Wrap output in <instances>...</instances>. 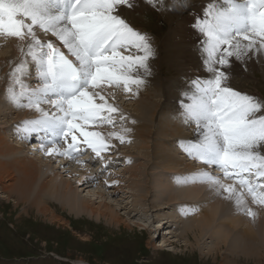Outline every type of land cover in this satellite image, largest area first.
<instances>
[{
  "label": "snow or ice",
  "instance_id": "6c2138e0",
  "mask_svg": "<svg viewBox=\"0 0 264 264\" xmlns=\"http://www.w3.org/2000/svg\"><path fill=\"white\" fill-rule=\"evenodd\" d=\"M162 2L147 0L153 5ZM135 3L0 0V35L15 37L24 45L9 73L8 99L39 113L21 122L22 131L27 136H43L42 146L61 139L67 143L63 151L49 147L46 154L80 155L78 141L97 157L108 147L100 132L88 130L97 123L114 124L113 114L119 112L101 93L105 87L138 88L144 83L141 77L150 74L149 60L154 54L147 33L134 29L122 16L121 10ZM197 27L204 37L201 58L211 75L191 80L183 93L189 101L182 104L184 115L196 128L194 138L181 141V147L193 159L221 169L225 178L246 186L253 201L264 204V183L260 182L264 180V100L228 87L222 70L230 58L253 49L254 38L264 47V0H209ZM37 28L50 32L55 41L41 40ZM243 41L248 43L242 46ZM133 48L137 55H124ZM29 64L36 72L35 88L25 82L32 74ZM45 104L48 109L42 107ZM128 131L108 135L124 142ZM181 180L208 183L228 193L227 198L235 195L238 206L244 203L242 193L211 171L200 170ZM246 211L255 216L252 209Z\"/></svg>",
  "mask_w": 264,
  "mask_h": 264
},
{
  "label": "bare ground",
  "instance_id": "6f19581e",
  "mask_svg": "<svg viewBox=\"0 0 264 264\" xmlns=\"http://www.w3.org/2000/svg\"><path fill=\"white\" fill-rule=\"evenodd\" d=\"M208 2L209 0H163L162 3H156L155 5H153L147 3V0H136L135 6L133 8L129 9L125 7L122 9V16L125 18H128V16L133 17V12L135 11L141 13H151L154 10H158L164 17L175 18L176 20L172 26L173 37L176 42L175 46L167 47L169 44H171V42L165 43L162 40L160 41V43H155L154 46L152 43V40L154 39H152L148 35L149 43L151 44L154 54L149 60L150 74L141 77L144 80V83L138 88L136 86H131V97L136 98V107H134V114H132V116L130 117L127 125V116L122 115V119L121 116H113L115 123L126 125V127H110V129L106 130V127L104 128L102 126H89L88 129L90 131L100 132L102 134L101 138L104 139L105 142L110 143H115L118 138H116L115 136H109V133H123L126 129L130 130L126 133L125 138H128V140H132V148L129 149V153L133 154L132 158L135 161L131 165V167L128 168V171L129 177L131 179L135 177V179L132 180V183L137 188V191L132 189V194L131 196H129V200L126 202L124 198H107L106 195L100 190L93 192L89 191V193L87 192L86 194H83V192H85V189L92 184H87L88 187L84 189L87 182L84 178H78L77 175H75L76 173H79V169L80 171H82L81 169H83L82 164H78L81 162H86V164H88V167L84 165L85 169L88 168L89 170H86L92 172V175L90 174L88 176H91V178H93V181H96L97 177V173L94 171L95 169L89 167L90 161H93L91 160V158L96 154L88 146L87 149H85L84 147L83 152L81 153L80 143L78 142L79 151L81 154L71 157L73 159H76L77 161L69 163L68 161L70 159H67L66 156L60 157L58 161H53L50 159V157L43 153H46L47 149L41 152L36 148L39 146V144H36L34 142H28V144L31 145L18 143L17 147H12V144L10 143V135L12 133V129L8 128V131L6 132L5 127L3 129H1L2 127H0V169L2 168V173H0V176L3 177L4 174L11 175L12 170L17 171V176L20 178L19 186H15L14 189L10 187L9 190L12 192L14 191L12 194H15L16 192L18 201H22L24 200V198H26L32 203L37 204L38 199L42 200L43 196L45 195V193H41L42 188H47V190L51 192L49 198L62 205L63 208L68 209L70 213L76 216H79L80 214H86L92 217H105L106 220L109 219V221L120 222L119 217L120 214L123 213L124 216H128L131 219V222L135 225L140 224L146 228H150L151 225L139 216V210L143 211L145 209L144 205L147 204V200L149 199L148 197L153 196L154 199L153 201H150V204H152L153 202L154 206L167 203H172V205L175 206V209L177 211H174L173 215L171 216L175 219V221H177V225H175L174 231L181 228H185L187 229V231H196L195 239L197 244H200L203 240L204 242H208L210 240L213 241L216 239L218 240V242L216 243H223L222 245H227L229 248L228 252H230L231 254L237 256L245 255L246 258L254 254L244 253L246 248L255 249L258 252L264 249V208H261V204H255L256 202L253 201L252 196L248 193L246 186L245 188H241L239 187V184L225 181L221 177L222 170L220 171L219 168L208 166V171L210 170L215 175L219 176L224 184L233 185L235 192L243 194L244 203L241 206H238L236 204L235 195H233L232 198H227L228 193L218 191L208 183L183 182L181 180V178L189 177L191 174L203 170L200 165L203 163L197 162L196 159H193L189 155V157L187 158L183 155L184 153L182 154L183 157L177 153L178 151H180V148L176 149V144H178L180 141L186 140V138L188 139V137H185L184 135L182 137L180 136L187 132L183 129L184 120H182L180 116L173 114V110L175 107H172L173 109L168 108L169 111L167 109H163L161 115H158L155 118L157 133L155 135H152L150 131V118L154 117L153 115L155 113V110L157 106H159L158 103L161 102V100L159 101V99H157L158 96L164 97V103H166L167 105L175 106V102L173 101L174 99H179L180 104H182L183 100H180L179 96L181 97L183 95V90L189 89V82L193 79L191 76L184 75V77L181 79V84L178 85L177 88L172 85L170 86V82L168 81V79L162 75V60L174 62H177L178 60V65L183 64L187 66L190 62L192 64L193 60L196 64L200 65V62H202V64L204 65L201 58L202 50L200 48L202 41L200 38H202V35L200 34L197 27V20L200 16H198V14L196 13L192 17H190L189 14L197 10L199 8V5L205 8ZM181 4H183V6H181ZM178 20H180L182 23H178ZM186 20L195 23L194 27L196 29L191 33L192 38H194V40L192 41H189L188 37L178 38L177 36L179 27H183L186 30L189 29L188 24L190 22L188 23ZM190 27H193V25L190 24ZM48 37L55 39V37L52 36ZM254 39H257V44L253 49L246 50L243 54L239 55L238 58H230L229 65L225 66L226 75L228 78H231L232 82L238 75H241V69L239 68V66L243 68L246 71L245 73L248 75H250L251 73L256 74L257 72H259L264 77V47H260L259 38ZM167 40L169 41V37ZM3 43V49L0 48V93L1 91H3L0 96L2 97V99L0 100V106L3 108L2 110L5 109L4 111L7 115H9V111H7L6 109L7 107L16 109L14 112V114H16V121L18 120L22 122V118L25 117H37L39 116V113L34 109H30L28 107L22 109L23 107L16 106L8 99L6 88L10 83L6 87V82H4L1 76L2 74L4 75V73H7V69L9 68L10 64H16L19 58H21L20 49L24 45L19 39L15 37H12L11 40H0V47ZM247 43V41H243L242 46ZM161 44L162 48L158 46ZM6 46L8 48H6ZM133 54L137 55V52L135 51L133 52ZM233 65L234 67H232ZM29 68L34 73V69L31 64H29ZM186 69L188 68L184 67V71H186ZM141 71L143 70L141 69ZM177 72L178 69L175 68L173 74H176ZM205 76L210 77L209 75ZM187 79H189L190 81L188 80L189 82H186V85L184 87L183 85L185 81H187ZM114 87L115 86L105 87L103 90L104 92L109 91ZM101 94L104 95L103 93ZM184 101L188 102L187 99ZM184 103L185 102H183V104ZM48 108L49 105L46 107V109ZM2 110L0 108L1 113ZM170 115L171 122H174V129L170 127ZM178 118H180V120H178ZM157 120H159L160 123H158ZM11 121H9L10 124ZM90 127L92 128L90 129ZM131 127L133 128V130ZM22 133L23 140H25L26 135L23 131ZM7 134L10 139L7 137ZM138 138L139 140H137ZM178 138L182 139L178 142ZM133 140H137V142ZM69 141L70 140L68 139V142ZM127 142H121V144L127 145ZM150 143L155 146H152ZM126 145L124 146L126 147ZM58 147H64L65 149L67 148V144L55 145V148ZM179 147H181L180 144ZM23 148H26V150L31 153H35L34 157L36 160H31L30 162L28 158H23L25 157V155H22L23 157L20 156V153L26 152V150H24ZM148 148H153L150 154H148V152L146 151V149ZM17 150H19V152ZM143 150L145 151L144 155L142 153ZM127 151L125 152L127 153ZM183 152L187 153L184 149ZM104 153L105 150L101 153V157L103 158L102 166H104L105 168H120L117 170V175L113 176L109 180L113 186V182L118 181L115 180L117 177L123 179L122 176L124 177V175L126 174L124 170L127 169V166L126 163L122 161V159L114 158L112 156L107 159L106 157L104 158ZM148 158L150 160H148ZM161 161L165 165H163ZM48 162L54 163L48 164ZM152 164H154L155 167H152ZM147 165L149 166L146 168ZM51 168L52 178L47 182L45 175H47V177L51 175ZM53 168L58 169L57 173L55 172V170L53 171ZM150 169L152 170L149 171ZM186 170L187 172H185ZM69 171H72L74 173H72V175L68 177L67 180H60L62 179V177L60 176H64L63 173ZM131 171H133V173ZM97 172L102 173V171L100 172L98 171V169ZM38 177L39 179H37ZM106 178L107 176L104 174L98 179V184L102 188L106 183V181H102ZM262 183H264V180H262ZM2 185L3 187H8L5 185V183H2ZM123 186H125L124 181L119 188H116L121 189ZM1 192L4 191L2 190ZM114 192L116 191L112 190L110 192L111 197L115 196ZM18 201H16V203H19ZM197 202H200V204L202 203V206L198 205L199 203ZM129 204L133 205V208L128 209L127 207L129 206ZM204 204L206 206H204ZM139 205H141L140 208ZM248 208L252 209V211L255 213L254 217L247 214L246 209ZM123 209L124 212H122ZM44 210H46L45 206ZM202 211L205 212L202 213ZM132 212H134V215H137L135 219L131 217ZM190 221L191 223H189ZM159 223L161 224L157 225L155 229L153 228V230L158 231L159 228H162L159 233L160 240L161 232L168 228L169 222L165 221V219H162ZM171 233V231H167L163 234V238L161 239V241H158L159 246H163L165 248L167 247L168 250H173L172 241L182 242L180 238L172 239V237H175L174 235L169 236L171 235ZM176 234L178 235V233ZM185 244H187V241H185ZM78 262L81 264H90L85 260H78Z\"/></svg>",
  "mask_w": 264,
  "mask_h": 264
},
{
  "label": "rangeland",
  "instance_id": "374dc122",
  "mask_svg": "<svg viewBox=\"0 0 264 264\" xmlns=\"http://www.w3.org/2000/svg\"><path fill=\"white\" fill-rule=\"evenodd\" d=\"M205 8L199 5V8L197 10L189 14L190 17H192L196 13L198 14V16L201 17ZM125 19L128 22L129 21L131 22L129 23L133 28L141 29L140 30L141 33L142 32L147 33V35H149L152 39H154L152 40L154 46L155 43L157 42L160 43L161 40L164 41L165 43L171 42V44H169L167 47L175 46L176 42L172 32V26L176 21L175 18H166L158 10H154L151 13H141L135 11L133 12V17L128 16V18L126 17ZM186 21L188 23L190 22L188 24L189 29L186 30L183 27H179L177 31V36L178 38L188 37L189 41H192L194 40V38H192L191 33L196 29L194 27L195 23L188 20ZM178 23H182V22L178 20ZM190 24H192L193 27H190ZM36 33L41 40H42V35L46 37L47 34L43 31H40V29H36ZM168 37H169V41L167 40ZM11 38L12 37L10 36H4V35L0 36L1 41L2 40L6 41L8 39L11 40ZM200 39L203 40L204 37L202 36V38ZM4 43L0 47L1 49H3ZM7 46L6 48H8ZM158 46L162 48V44ZM177 62L162 60L161 63V68L163 72L162 75L168 79V81L170 82V86L172 85L175 88H177V86L181 84L182 81L181 79L184 77V75L191 77L198 76L201 78L203 75H209V76L211 75L208 71H206V67L205 65L202 64V62H200L199 65L192 60L193 65L190 62L188 66L183 64H182L183 66L178 65ZM14 65L10 64L9 68L7 69V73H4V75L2 74L1 76L4 82H6L5 83L6 87L9 83H11V77L9 73L11 71L12 66ZM193 66L195 69L193 68ZM184 67H187L188 69L184 71ZM232 67H234V65ZM175 68L178 69V72L176 74H173ZM239 68L241 69L240 70L241 75H238L233 82L231 81V78H228L227 86L232 88L234 91L252 95L264 100L263 75L259 72H257L256 74L251 73L250 75H248L245 73L246 71L243 68H241L240 66ZM198 70L201 75L196 74L198 73ZM31 73L33 72L31 71ZM34 73L31 74L29 77L25 78V82L30 87L33 85L32 88L34 87V84L37 81L35 69H34ZM188 80L189 79L185 81L183 85L184 87L186 85V82L190 81ZM134 86L135 85H133L132 87ZM118 87L119 86H115L112 90L105 92L103 90L102 93L107 98L108 103L110 102V104H113L115 107L119 109V112H117L119 114L115 115L114 113L113 114L114 117H120L122 115L128 117L126 120V125H127L128 121L130 120V117L132 116V114H134V107H136L135 104L136 98L131 97L132 90L125 93L126 91L124 88H121L119 91L117 90L119 89ZM187 91L188 90H183L184 93ZM2 92L3 91H1V93ZM181 97L184 99H182ZM181 97L179 96L180 100H183V102H185L184 104L189 102V101L188 102L184 101L186 99L183 95ZM1 99L2 97H0V100ZM157 99H159V101L161 100V102L158 103L159 106H157L155 110V113L153 115L154 117L150 118L151 134L155 135L157 133L155 118L158 115H161L163 109L168 110V108L175 107L173 110V114L180 116L182 120H184L183 129L187 132L180 136L182 137L184 135L185 137H188V139L186 138V140L183 141L192 140L195 136L196 126L195 125L190 126L193 124V122H188L185 119L186 118L184 115L185 110L182 107L183 102L182 104H180L179 99H174L173 101L175 102V106H173L164 103L165 100L164 97L158 96ZM42 107L46 109L47 106L42 105ZM0 108L1 110L3 109L1 106ZM24 108L26 107H23L22 109ZM6 109L7 111H9L8 113L9 115L6 114V112L4 111L5 109L2 110V113L0 111V127H2L1 129L5 127L6 132L8 131V128L12 129L11 131L12 133L10 135L11 136L10 143L12 144V147L13 146L17 147L18 143L31 145L28 144V142H26L25 140H23L21 122L18 120L16 121L15 119L16 114H14V112L16 109L14 108L11 109L10 107L9 108L7 107ZM10 118L12 119L13 122L11 121ZM178 120H180V118H178ZM9 121H11V124ZM157 121L158 123H160L159 120ZM4 122L6 123V125ZM169 122H170V127L174 129V122H171V115ZM97 124L93 126L95 127L102 126L104 128L106 127V130L110 129V127L111 128H118L120 126L126 127V125L115 122L112 125H109L107 123L106 124L100 123L98 125ZM91 128L92 127H90V129ZM7 137L9 138L8 134ZM80 139L82 140L83 138ZM124 140H125L124 142L127 141L130 142H127V145L121 144V141L119 139L116 140L115 143L106 142L109 148L107 147L108 149L106 148L104 153L105 154L104 158L106 157V159L108 158L106 155H108L114 158L122 159V161L126 163L127 169L124 170L126 174L124 175V177L122 176L124 180L117 177L115 180L118 181L113 182L114 185L112 186V183L109 180L113 176L117 175V170L120 168L118 169L113 168L110 171H109L110 169L109 167L105 168L104 166H102L101 168H99L98 166H100L101 164L98 162V160L95 159L102 160L103 158L101 156L97 157L96 155H94V157H92L91 160H95V161L94 162L90 161L89 167L94 168L95 172H97V169L100 172L102 171V173H104L107 176V178L104 179L102 182L106 181V183L105 186L102 188L98 184L99 178L96 177V181H93V178H91V176H88L90 174L92 175V172L87 171L86 169L88 168L85 169L84 167V165L88 167V164H86V162H81L78 165L82 164L83 169H81L82 171H80L79 169V173H76L75 175H77L78 178L79 177L84 178L85 181L87 182L85 184L84 189L88 187L87 184L89 185L92 184L91 186L85 189V192H83V194H86L87 192L89 193V191L93 192L100 190L106 195L107 198H117V199L124 198V200L127 202L129 200V196H131L132 194V189L137 191V188L132 183V180L135 179V177L131 179L129 177V171H128V168L131 167V165L135 161L132 158L133 154L129 153L130 151L129 149L132 148L131 147L132 140H128V138H125ZM137 140H139V138ZM137 140H133V141L137 142ZM150 144L152 146H155L152 143ZM124 145H126V147ZM84 147L85 149H87L86 144L80 143L81 153L83 152ZM47 148L49 147H46L45 149ZM179 148L180 151L177 150L178 151L177 153L182 156L183 148L182 147ZM58 149L62 151L64 147H58ZM152 149L150 148L146 149L148 154L152 152ZM24 150H26V148ZM17 151L19 152V150ZM125 151H127V153ZM43 153L48 157H50V159L53 161L55 160L58 161L60 157L66 156V155H56L55 153L53 154H46L45 152ZM142 153L144 155L145 151L143 150ZM22 155H25V157H23ZM183 155L186 156L187 158L189 157L187 153H184ZM20 156H22L23 158H28L30 162L31 160H36L34 157L35 153H31L28 150H26V152L20 153ZM66 157L67 159H70L68 161L69 163L73 162L72 161L73 158L69 156ZM148 160L150 159L148 158ZM52 163L54 162H48V164H52ZM162 164L165 165L163 162ZM200 165L203 170L208 171V166H204L203 164ZM148 166L149 165H147L146 168ZM153 166L155 167L154 164H152V167ZM54 170L57 173L58 169L53 168V171ZM151 170L152 169H150L149 171ZM131 172L133 173V171ZM185 172H187V170ZM0 173H2V168L0 169ZM72 173L74 172L72 171L64 172L63 173L64 176H60L62 177V179L60 180H67V178L70 177ZM99 175L101 176L100 173ZM51 176H52V168H51V175H49L48 177L47 175H45L47 182L52 178ZM1 177L2 176H0V264H81L78 262V260H85L90 264H264V249L259 251L260 252L259 253L255 249L246 248L244 253L246 254L254 253L252 256L246 258L245 255L237 256L231 254L230 252H228L229 249L228 246L225 244L222 245L223 243L221 244L216 243L218 242V240L216 239L213 241L209 239L210 241L208 242H204L203 240L200 244H197L195 239L196 231H192V230L187 231V229L185 228H181L179 230L174 231L175 225H177V221H175V219L171 216L173 215L174 211L175 212L177 211L175 209V206L172 205V203L154 206L153 202L152 204H150V201H153L154 199L153 196L148 197L149 199L147 200V204L144 205L145 209L143 211L139 210L140 211L139 216L142 217L151 225L150 228H146L140 224L135 225L134 223L131 222V219L128 216L125 217L124 214L122 213L124 212V209L119 217L120 222L109 221V219L106 220L105 217L97 218V217L88 216L86 214H80L79 216H76L70 213L68 209L63 208L62 205L55 202L53 199L49 198L51 192L47 190V188H42L41 193H45V195L43 196L42 200L38 199L37 204L32 203L26 198H24V200L22 201H18V197H16L17 196L16 192L15 194H12L14 191L12 192L9 190L10 187L14 189L15 186H19L20 178L17 176V171L12 170L11 175L4 174L3 177L2 178ZM37 179H39V177ZM119 181L122 182L124 181L125 186H123L121 189L116 188V187L119 188L122 185V182ZM2 183H5V185L8 187H3ZM2 190L4 192H1ZM112 190H115L116 192H114L115 196L111 197L110 192ZM16 201H18L19 203H16ZM197 203L200 204V202ZM255 204H257V202ZM259 204L260 203H258L257 205ZM261 205H260L261 208H264L263 207L264 204ZM44 206L46 207V210H44ZM204 206L206 205L204 204ZM140 207L141 205H139V208ZM127 208L128 209L133 208V205L129 204ZM205 211H202V213ZM131 217L135 219L137 215H134V212H132ZM162 219L168 221L169 225L167 229L161 232V238L159 240V233L162 230V228H159L158 231L153 230V228L155 229L157 225H160L161 223L159 222ZM189 223H191V221ZM167 231L172 232L171 235L169 236L174 235L175 238L172 237V239L180 238L182 241V242L172 241L173 250H168L167 247L165 248L163 246H159L158 244V241H161V239L163 238V234ZM176 233H178V235ZM185 241H187V244H185Z\"/></svg>",
  "mask_w": 264,
  "mask_h": 264
}]
</instances>
